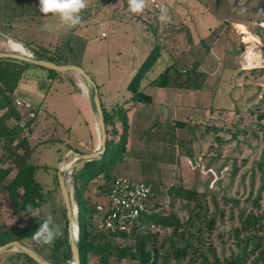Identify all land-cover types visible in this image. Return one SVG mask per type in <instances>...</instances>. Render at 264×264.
<instances>
[{"label":"rangeland","instance_id":"obj_1","mask_svg":"<svg viewBox=\"0 0 264 264\" xmlns=\"http://www.w3.org/2000/svg\"><path fill=\"white\" fill-rule=\"evenodd\" d=\"M108 1L85 0L86 6L81 9L79 15L82 12L84 14L80 16L81 21L76 32L77 36L88 39L86 54L83 59L82 57L80 60L77 59V62L81 64L99 86L101 98L111 92L117 94L129 92V89H127L128 85L137 74H140L146 57L150 53L148 51L150 47L153 48L152 52H154L152 56L154 54L155 56L162 53L168 54L181 49L179 47L176 50L171 49L172 43L168 41V34L164 37L162 36V38L158 37L155 39L154 35L146 29L145 23L132 18L130 15H112L109 21L106 20L109 17L104 4L108 3ZM159 1L166 4L170 17L171 5L164 1ZM4 3L6 6H1L0 0L1 33L12 36L16 40H22L21 42H29L32 47L37 49L36 51L45 53L46 51L53 52L58 49L59 52L57 54H60L61 51L64 53L65 45H69L72 41L71 33H73L72 30L75 29L76 25L68 27L63 24L58 15L40 13L38 11V0H7ZM120 3L117 0L111 8L119 7ZM211 3H214V0ZM253 3L258 5L257 11H264V0H254L252 1ZM247 5L237 6L238 16L234 18L235 22L244 23L242 21L250 20L246 19ZM22 12H25V14L29 13L30 17L27 25L18 23L14 19L16 16H21ZM33 12H37V14L33 16ZM143 13H147L148 16L146 17ZM143 13L139 14L142 15V18L148 24H156V20L149 16V13L157 16L159 14L152 11L149 0H145ZM256 17L252 19L255 22L257 21L255 20ZM105 20L106 26L101 28L99 23ZM158 24L161 36L164 30L170 27L171 22H161L158 19ZM177 39L178 41L176 42L181 44L179 38ZM0 40L2 39L0 38ZM10 43L9 41L7 42L9 47L4 48L3 52H13ZM47 43H52L53 45H47L48 47L46 46V48L41 47V44ZM71 44L80 46V42L77 43L74 39ZM23 47L27 53L35 55V50L29 49L25 45ZM171 54L172 56H177L175 53ZM151 60L153 62L152 65H148L151 66L149 71L156 67L155 58ZM134 64L138 66L136 75L127 82L126 87L119 85V82L116 81L117 75H115L117 73L116 66L129 69ZM188 65H193L192 60L189 61ZM180 68L182 75H187V71L190 70V68L188 70L185 67ZM46 76L47 70L41 67H31L27 70L20 82L22 92L17 89L15 101L24 116L21 125L25 126V135L29 137L31 145L36 147L30 159L31 163L38 165L35 178L42 185L45 193H51L42 209L45 212L50 211L54 220L63 230L65 225V206L59 186H57L58 167L64 156L71 150L82 154L92 153L91 150L99 141V131L96 128L95 116L91 107L92 87L84 78L73 71L59 73L56 80L47 79ZM192 80H195L193 82L200 86L199 89L206 85V82L211 83L210 98L215 99L216 105L224 100L227 103L225 107H227L230 102L227 99H232L237 94L236 79L225 78L226 81L222 82V87L227 86L228 90L227 96L224 98H221L220 94L215 92L218 81L210 82L201 76L200 78H192ZM33 90H35L36 94L32 93ZM214 95L217 96L214 98ZM227 108L229 109V107ZM196 109L198 111L194 112L196 115L193 118L195 127L191 128V132L187 127H183V124H179L183 123L180 121H176L175 129L171 130V132H175L176 136L173 138L179 142L178 146L175 143L172 146L169 141L164 146L165 143L159 140L158 135L153 136V132H150V135H143L140 141L142 150L137 154L139 157L135 158V153L131 151L130 154L125 153L123 160L118 161L114 169L109 171L110 179L99 176L92 180L87 186L84 197L90 201L89 207L95 211L99 204H104L107 200L103 190L107 188L114 178L120 176L130 177L126 175L127 170H129L133 174L139 175L141 173L139 175L141 176L140 178L130 177L135 181L144 182V177L154 180V183H151L154 190L150 210H158L163 215L172 213L180 221H187L194 203L189 204L186 200L176 196L175 192L171 195L168 191L181 186L194 190L199 193V198L202 205H204V209L201 212L207 213L208 217L212 218L216 223L211 236L207 229H205L203 236L206 237L205 240L208 241V244H212L216 254L221 259L229 258L232 254H238L245 249L246 242L243 240L247 235L251 234L241 231L243 219L252 213L262 218L261 224L263 228L256 232L258 238L262 239V246L254 254L249 249L247 250V252H250L247 264L259 258L261 253H263V260L259 264H264V131L256 127L260 124L258 118H251L252 113L250 112L254 110L253 108L248 113L244 112L245 115L239 118H233V111L228 112V110H223L228 112L223 113L222 110L213 108V111L208 112V108L203 103H198ZM107 111L111 112V108L108 106ZM240 111L243 112L244 110ZM34 115H36L35 122L27 128L26 122ZM218 118L222 124L215 123ZM122 123L115 118L117 134L113 133V135H110V138L115 142L119 140L123 132ZM109 129L112 131L113 126L110 125ZM217 136L223 139V143L220 144V142L216 141ZM135 139H137L136 133L133 135L132 144ZM189 139H192L194 143H186ZM231 140L235 143L234 146L230 144ZM180 143H184V147L190 152L191 158L188 159L183 156L185 151L181 148ZM173 147L174 150L171 149ZM1 148L2 144H0V156L2 154ZM219 150H221V153H219ZM173 151L174 158L169 159V155ZM163 152L166 154H163ZM156 156L158 159H154ZM110 157L111 154L105 161ZM73 162L74 156L69 155L64 163L65 167ZM83 165H80L67 177L75 206H77V202L74 199L75 175ZM15 173L16 171H13L7 181L13 179ZM40 212L41 209L36 210V213ZM91 219L96 225L95 229L101 230L98 215H92ZM75 221V224L78 225V216ZM15 226L23 227L25 222L13 213L8 195L1 193L0 229ZM237 230L241 231L239 238L237 237ZM146 232L148 230L139 231L141 239L144 238ZM150 232L158 233L159 244L165 241L166 247L182 245L178 237L171 236L173 233L172 228L158 229L157 227H152ZM181 232L184 231L180 230L179 233ZM78 239L76 240L77 242ZM113 241L115 245L124 247L125 244L133 245L136 239L128 238L124 240L116 238ZM25 244L31 248L41 246L35 240H26ZM18 253L16 250L4 252L0 255V264H33L24 257H19ZM43 253L48 256L51 250L47 248ZM95 263H97L96 260ZM111 263L139 264L138 261L130 257L125 259L112 257ZM185 263H187V260ZM70 264L74 263L71 262ZM169 264H179V262L171 259ZM191 264H201V262Z\"/></svg>","mask_w":264,"mask_h":264},{"label":"trees","instance_id":"obj_2","mask_svg":"<svg viewBox=\"0 0 264 264\" xmlns=\"http://www.w3.org/2000/svg\"><path fill=\"white\" fill-rule=\"evenodd\" d=\"M149 16L156 20V24L152 26L154 31L159 30L158 16L153 13H149ZM71 43L65 45L64 53L61 51L60 54H57L59 52L58 49L53 52L46 51L45 53L35 50V56L46 58L58 64L71 63L81 66V64L74 60L78 51H80V46L78 44L72 45ZM152 58L156 60L157 56L155 54L153 56L152 54L149 55L142 66L140 74H137L128 85V89L133 93V98L136 101L145 103L151 101V98L143 94L140 88L146 73L151 68L148 65H152ZM31 67L36 66L14 59H0V144H2V154L0 156V194L6 193L8 195L13 213L25 222V226L23 227L15 226L0 229V246L12 241H22L25 243L26 240H34L32 234L38 228V221L43 219L41 212L36 213V210L42 209L51 195L50 192H44L42 185L35 178L38 165L31 163L30 159L36 147L31 145L29 137L25 135V126L21 125L24 116L21 114L15 101V92L20 85L24 73ZM45 70H47V79L56 80L59 72ZM182 74L174 67H169L154 79L151 84L156 87H195L192 74ZM102 105L108 133L106 153L102 160L84 163L83 167L75 175L74 199L78 207L79 239L77 244L79 247L80 264H112V257L119 259L130 257L138 261L139 264H169L171 259L179 262V264L197 262H201V264H247L249 253L254 254L262 246V239L258 238L256 234V232L263 228L261 224L262 218L253 213L247 215L243 219L241 229L243 233L251 234L247 235L243 240L246 242L245 249L238 254H232L229 258L221 259L216 254V250L212 244H208V241L205 240L206 237L203 236L205 229L209 230V235L211 236L216 225L215 221L209 218L207 213L201 212L204 209V205H202L199 198V193L182 186L180 188H172L168 193L172 195L175 192L176 196L186 200L189 204L194 203L187 221H180L172 213L163 215L158 210H148L140 217V227H135L130 234L120 233L114 235L100 229L99 231L95 229L96 225L93 223L91 217L94 214L98 215V213L96 209L94 211L89 207L90 201L85 199L84 193L87 190L88 184L99 176L110 179L109 171L114 169L118 161L123 160V155L127 152L129 129V120L124 111H118L116 114L115 112L107 111L103 102ZM36 115L26 122L27 128L35 122ZM116 116H121L123 120V132L117 142L110 138V135H113V133L117 134L115 127ZM110 125L113 126L112 131L109 129ZM110 154L111 157L105 161ZM13 171H16L13 179L7 181ZM111 183L103 190V194L106 196H108L110 191ZM29 206V214L22 215L21 213H26V208H29ZM64 214L65 225L63 230L61 229L63 233L62 237L52 244L32 248L53 264H70L73 262L66 210H64ZM56 224L58 223L56 222ZM152 227H157L158 229L172 228L173 233L171 236L178 237L182 245L166 247L165 241L159 244V234L150 232ZM141 230H148L143 239L139 236V231ZM180 230L184 232L179 233ZM241 231L237 230L238 238ZM116 238L124 240L134 238L136 241L133 245L125 244L124 247H120L114 244L113 240ZM47 248L51 250V253L45 256L43 251ZM248 249L250 252H247ZM18 256H22L29 262L37 264L23 253L19 252ZM95 260L97 263H95ZM186 260L187 263H185ZM262 260L263 253L250 264H259Z\"/></svg>","mask_w":264,"mask_h":264},{"label":"crops","instance_id":"obj_3","mask_svg":"<svg viewBox=\"0 0 264 264\" xmlns=\"http://www.w3.org/2000/svg\"><path fill=\"white\" fill-rule=\"evenodd\" d=\"M5 1L7 0H1V6H6ZM119 1L121 3L115 9L111 7L115 5L117 0H109L108 3L104 4L109 17H106V20L109 21L112 15H130L132 18L145 23L146 29L154 35L155 39L158 37L162 38V36L164 37L168 34V41L172 43L171 49L176 50L178 49L177 47L181 48L180 51L158 55L156 67L152 68L145 75L140 90L151 98L149 103L136 101L131 91L124 94L111 92L101 98L106 110L108 106L111 108V112H115L116 114L118 111H124L129 120L126 154L134 152L135 158H138L137 154L142 150V146L140 145L141 137L143 138V135H150V132H153V136L158 135L159 140L165 143L164 146H166L168 141L171 142L172 146H174V143L178 146L179 142L173 138L176 136L175 132H171V130L175 129V122L180 121L183 123L179 124H183V127H187L191 132V128L195 127L193 125L195 122L193 118L196 115L194 112L198 111L196 109L198 103H203L208 108V112L213 111V108L222 111L228 110V112L233 111V118L244 116V112L248 113L253 108L254 110L250 112L252 113L251 118L257 117L260 124L256 127L264 131V11L256 10V8L258 9V5L252 4L254 0L251 2L250 0H214V3H211L212 0H161L171 5L170 19L168 20L171 24L167 30H164L161 36L160 30L154 31L152 27L154 26L153 23L148 24L142 18V15L129 11V0ZM238 5H247L246 9L248 12L246 13V19L250 20L242 21L244 23L234 21V18L238 16L236 11ZM140 13H143V10ZM32 14L34 16L37 12H33ZM83 14L84 12L80 16ZM144 15L148 16L147 13ZM29 17V13L25 14V12H22L21 16H16L14 19L18 23L27 25ZM254 17H256V22L252 20ZM106 20L99 23L101 28L106 26ZM79 25L77 24L75 29L72 30L73 33H71L72 42L73 39L77 43L80 42V51H78L76 58H74L76 62L81 57L83 59L88 44L87 38L76 35ZM75 36L77 37L75 38ZM0 38L2 39L0 40V51H3L4 48L9 47V43L7 44L8 41H5L6 38L3 36L0 35ZM177 38H179L181 44L176 42L178 41ZM22 43L33 51L37 50L29 42ZM47 45L52 46L53 44H41V47L46 48ZM249 50H251V55H246V52ZM148 51L150 53L146 59L154 53L152 52V47ZM168 51L170 50L168 49ZM171 53H175L177 56H172ZM191 60L193 65L189 66L188 63ZM178 66L185 67L187 70L190 68L187 74H192L193 79L200 78L201 76L210 82L218 81L215 92H218L221 98L226 97L228 92L227 86L222 87V82L225 78H230V80L236 79L237 94L232 99H227L230 100L227 106L229 109L225 107L227 103L224 100L216 105L215 99L210 98L211 83L206 82V85L202 86L203 90H201L202 88L199 89L200 86L195 83V87H156L151 84L154 79L169 67H174L181 73V68ZM137 68V64H134L129 69L116 66L117 73L115 71L114 73L117 75L116 81L119 82L118 84L126 87L127 82L136 75ZM30 83L33 84L32 82ZM18 89L22 92L21 85H19ZM35 90L32 93L36 94ZM117 96L120 97L117 98ZM215 96L217 95H214V98ZM239 109L244 111L242 112ZM225 112L228 113L227 111H223V113ZM116 118L122 123L121 116H116ZM215 123L222 124L219 118L215 120ZM95 125L97 128L96 119ZM135 133L137 139L132 144V138ZM190 134L193 136L192 133ZM216 138V141L220 142V144L223 143V139L220 136ZM186 143L191 144L194 141L189 139ZM230 144L235 145L233 140L230 141ZM98 145L99 141L91 152L95 151ZM180 145L185 151L183 156L188 159L191 158L190 152L184 147V143H180ZM171 149L174 150V147ZM219 153H221V150H219ZM163 154L166 153L163 152ZM173 158L174 151L169 155V159ZM154 159H158V157L156 156ZM126 175L137 178L141 177L138 174L129 172V170H127ZM143 180H145V183H154V180L149 177H144Z\"/></svg>","mask_w":264,"mask_h":264},{"label":"water","instance_id":"obj_4","mask_svg":"<svg viewBox=\"0 0 264 264\" xmlns=\"http://www.w3.org/2000/svg\"><path fill=\"white\" fill-rule=\"evenodd\" d=\"M0 35L6 38L9 42H17L24 45L22 42L17 41L16 39L7 36L1 32ZM5 58L24 61L32 65L39 66L48 70H53L59 73H67L71 71L76 72L79 75H81L84 78V80L92 87L91 105L97 122V129L99 131V145L97 149L90 154H82L74 150H71L68 154L64 156L61 164L58 167V174H57L58 186L60 193L62 195V199L64 202L66 215L68 219L69 243L72 249L73 263L80 264L79 247L76 241L79 235V226L75 224L78 207L74 205V201L72 199V194L70 192L67 177L68 174H72L76 168H78L80 165H83L86 162L102 160L106 153V149H107L106 143L108 139V133L105 122L104 109H103L98 86L96 82L93 80V78L88 74V72L82 66L76 64H71V63L58 64L46 58L37 57L34 54L21 53L14 50L13 52L0 51V59H5ZM69 155L74 156V162L65 167L64 163L66 159L69 157ZM11 250H16L20 253L27 255L37 264H53L22 241H12L4 245H1L0 255L3 254L4 252Z\"/></svg>","mask_w":264,"mask_h":264},{"label":"built area","instance_id":"obj_5","mask_svg":"<svg viewBox=\"0 0 264 264\" xmlns=\"http://www.w3.org/2000/svg\"><path fill=\"white\" fill-rule=\"evenodd\" d=\"M149 3L156 14H159L161 4L166 6L159 0H149ZM246 55H251V50L247 51ZM152 196V186L145 182L123 176L115 178L105 204H99L96 209L99 227L102 231L114 235L130 234L135 227H140V217L143 213L150 210ZM77 216L78 212L76 219Z\"/></svg>","mask_w":264,"mask_h":264},{"label":"clouds","instance_id":"obj_6","mask_svg":"<svg viewBox=\"0 0 264 264\" xmlns=\"http://www.w3.org/2000/svg\"><path fill=\"white\" fill-rule=\"evenodd\" d=\"M85 0H38V11L42 14H56L59 19L68 27L75 26L80 23L79 15L81 9L85 8ZM145 7V0H129V11L140 13ZM158 19L161 22H167L170 17L168 9L165 5L159 6ZM29 208H26V213L29 214ZM43 219L38 221V228L32 234L34 240L39 245H49L61 238L63 233L58 224H56L50 211L45 212L41 209ZM34 215V213H33Z\"/></svg>","mask_w":264,"mask_h":264},{"label":"bare ground","instance_id":"obj_7","mask_svg":"<svg viewBox=\"0 0 264 264\" xmlns=\"http://www.w3.org/2000/svg\"><path fill=\"white\" fill-rule=\"evenodd\" d=\"M10 47L12 48V50L17 51V52H21V53H26L25 48L23 47L22 44L17 43V42H11L10 43ZM29 53V52H28Z\"/></svg>","mask_w":264,"mask_h":264}]
</instances>
